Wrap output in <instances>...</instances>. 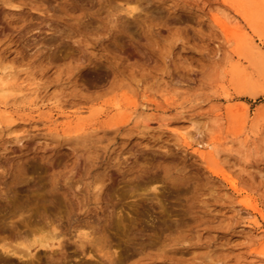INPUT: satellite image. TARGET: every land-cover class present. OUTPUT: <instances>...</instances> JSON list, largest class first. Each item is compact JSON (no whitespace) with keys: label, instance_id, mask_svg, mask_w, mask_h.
<instances>
[{"label":"rangeland","instance_id":"1","mask_svg":"<svg viewBox=\"0 0 264 264\" xmlns=\"http://www.w3.org/2000/svg\"><path fill=\"white\" fill-rule=\"evenodd\" d=\"M0 76V264H264V0H0Z\"/></svg>","mask_w":264,"mask_h":264},{"label":"bare ground","instance_id":"2","mask_svg":"<svg viewBox=\"0 0 264 264\" xmlns=\"http://www.w3.org/2000/svg\"><path fill=\"white\" fill-rule=\"evenodd\" d=\"M3 77H1L0 76V82L2 81V82H4L3 81V79H2ZM5 89V88H4ZM5 92L7 91V89L6 90H4ZM4 91H3V93H2V91H0L2 94H4ZM250 94H255V92L254 91H248ZM6 93H8V92H6ZM11 93V92H10ZM143 108H145V107H143ZM193 121V120H192ZM197 121V120H196ZM196 121H194V122H196ZM7 126V125H6ZM8 127V126H7ZM12 128H13V126H12ZM198 144H201L200 142H197ZM57 236H58V234H57ZM56 236V237H57ZM55 237V236H54ZM61 241V240H60ZM33 244H38V245H40V246H43V247H47V246H49L50 245V243H49V239L48 238H46V237H39V238H36L35 240H34V243ZM61 245V244H60ZM31 247V246H30ZM28 249H29V247H28ZM16 251V250H15ZM14 251V252H15ZM24 253V252H23ZM26 254H28V255H31L30 254V251H26ZM23 256V255H22Z\"/></svg>","mask_w":264,"mask_h":264}]
</instances>
